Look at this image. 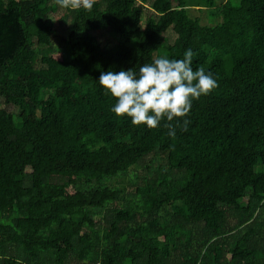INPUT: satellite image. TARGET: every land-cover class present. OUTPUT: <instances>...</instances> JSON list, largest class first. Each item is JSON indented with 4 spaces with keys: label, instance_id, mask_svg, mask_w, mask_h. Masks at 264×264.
Here are the masks:
<instances>
[{
    "label": "trees",
    "instance_id": "16d2710c",
    "mask_svg": "<svg viewBox=\"0 0 264 264\" xmlns=\"http://www.w3.org/2000/svg\"><path fill=\"white\" fill-rule=\"evenodd\" d=\"M187 49L219 85L187 131L112 112L102 71ZM0 99V264H264V0H0Z\"/></svg>",
    "mask_w": 264,
    "mask_h": 264
},
{
    "label": "clouds",
    "instance_id": "9594fccd",
    "mask_svg": "<svg viewBox=\"0 0 264 264\" xmlns=\"http://www.w3.org/2000/svg\"><path fill=\"white\" fill-rule=\"evenodd\" d=\"M55 2L63 9L91 11L95 0ZM193 56V51L187 49L182 59L158 57L138 71H102L98 82L115 99L111 110L117 117L127 116L133 125L149 129L157 128L164 120L168 135L174 137L177 128L187 131L190 121L183 118L189 114L192 102L219 86L210 72L193 70Z\"/></svg>",
    "mask_w": 264,
    "mask_h": 264
},
{
    "label": "rangeland",
    "instance_id": "374dc122",
    "mask_svg": "<svg viewBox=\"0 0 264 264\" xmlns=\"http://www.w3.org/2000/svg\"><path fill=\"white\" fill-rule=\"evenodd\" d=\"M242 0H231V3L235 6H237ZM55 0H50V4L54 3ZM222 2H225V0H216V3L217 4H220ZM202 11L199 10V8H192L189 10V14L191 17H197L200 19L201 23L204 24V25H208V26H211V25H214L217 23V19H209V15H208V10L206 8H202L201 9ZM64 10L62 9H58L56 11V13L54 15H52V17L55 19L56 21V26L58 28L57 30V34L55 37H53V47L55 50L58 49V47H60L61 45H63V39H66L67 37V32H68V23L66 22V20L64 19ZM103 31H99V32H96V33H100V34H96V37L102 41V42H105L107 43L108 45H113V40L111 38V36L104 32V33H101ZM166 36H167V39H168V42L169 43H172L175 39V35L171 32V31H168L166 33ZM5 105L3 104L2 100L0 99V109L1 108H4ZM9 112H12L14 113L15 112V109L13 107H5ZM261 169L260 166L256 167V171L259 172ZM137 174L139 175L140 177H145L147 175V172L144 168H139V169H133L131 170L127 176L125 177H120V178H117L115 180L112 181V183L114 185H118V186H123L127 189L128 192H131L133 191V187H132V183L133 182H136V183H139L140 181L139 180H136L134 178V175ZM230 226H233L234 225V221L231 220L229 222Z\"/></svg>",
    "mask_w": 264,
    "mask_h": 264
}]
</instances>
